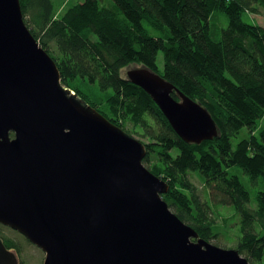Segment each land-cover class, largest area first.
Segmentation results:
<instances>
[{
    "label": "water",
    "instance_id": "1",
    "mask_svg": "<svg viewBox=\"0 0 264 264\" xmlns=\"http://www.w3.org/2000/svg\"><path fill=\"white\" fill-rule=\"evenodd\" d=\"M128 77L186 142L219 135L210 111L156 71L140 65ZM146 155L142 141L62 85L21 0H0V223L42 249L43 264H250L170 209V185ZM0 264H20L1 236Z\"/></svg>",
    "mask_w": 264,
    "mask_h": 264
},
{
    "label": "trees",
    "instance_id": "2",
    "mask_svg": "<svg viewBox=\"0 0 264 264\" xmlns=\"http://www.w3.org/2000/svg\"><path fill=\"white\" fill-rule=\"evenodd\" d=\"M21 6L30 31L56 60L62 85L129 135L126 122L142 127L150 140L143 142L144 162L157 152L165 164L155 173L170 185L163 198L172 211L203 238L215 237L216 217L189 177L199 173L212 199L240 217V252L264 261V28L247 20L264 0H85L61 15L54 0H21ZM129 64L156 71L201 103L219 135L199 144L183 140L152 97L122 74ZM76 78L112 91L91 103L72 88ZM234 168L260 188L254 199ZM0 236L23 256L21 243Z\"/></svg>",
    "mask_w": 264,
    "mask_h": 264
},
{
    "label": "rangeland",
    "instance_id": "3",
    "mask_svg": "<svg viewBox=\"0 0 264 264\" xmlns=\"http://www.w3.org/2000/svg\"><path fill=\"white\" fill-rule=\"evenodd\" d=\"M54 1L57 5V9H58L57 15H61L63 12H65L64 10H66L71 5H75L77 3L80 4V3L84 2L85 0H54ZM257 10H258L257 12L248 11L247 12L248 18L247 17L246 18L250 22L264 28V7H262V6L258 7ZM158 61L160 64H162L161 55L159 56ZM137 66H140V64H129V65H127L126 67H124L122 69V74L124 76H126L127 79H129V77H128L129 69L137 67ZM71 85H72V88L77 89L85 97V99H87L88 101H90L91 103H94V104H97L94 101H100L101 102L102 100H104L107 97V95L112 91L111 89L101 90L95 84L87 83L86 81L80 80L78 78H76L71 83ZM76 93H78V92H76ZM148 121L152 122V120L150 118H148ZM125 128L136 139H138L144 143H148L150 141L147 137L143 136L142 127L135 126L131 121L125 123ZM257 132H256V134H257ZM247 133H248L247 129L240 131L237 134V136L235 138H233L234 145H236L238 143V141L241 140L244 135H247ZM170 153L173 156H176L178 154V150L172 149L170 151ZM144 164L146 167H149V169L154 173L156 171L162 172V168L165 166V164L161 161L160 156L157 152L151 153L149 155L148 160L146 162H144ZM232 172L236 173L237 175H239L241 177L242 180L246 181V184L249 187L248 189L251 192V196L254 199L256 194L260 190V188L252 186L249 183V181H250L249 178L240 169L234 168L232 170ZM159 176H161L163 178V174H160ZM189 177H190L191 181L195 184L196 190L199 193L201 199L204 202H207L210 204V207L212 208V211L214 213L213 216L216 217V220H217V223L212 227V232L215 234V237H212L209 239L206 238V239L208 241L215 243V244H218L222 247L234 248V249L239 250L238 249V243L242 237V232L240 229V217L236 214L234 207L231 205H223V204L216 203L212 199L210 190L205 185L204 179L202 178V176L199 173L191 172V173H189ZM253 205L256 206V202H253ZM170 209L172 210V208H170ZM0 232L2 235L14 238L19 243H21L20 246L22 247V250H23V256L21 257V255L17 254L20 264H21V260H23L24 264H43L44 259H45V252L42 249H40L38 246L29 242L26 238H24L23 235L14 231L11 227L0 225ZM13 251H15V250H13ZM239 253L243 257H246L249 260L250 264H264V261L250 260L249 257L247 255L241 253L240 250H239Z\"/></svg>",
    "mask_w": 264,
    "mask_h": 264
},
{
    "label": "flooded vegetation",
    "instance_id": "4",
    "mask_svg": "<svg viewBox=\"0 0 264 264\" xmlns=\"http://www.w3.org/2000/svg\"><path fill=\"white\" fill-rule=\"evenodd\" d=\"M4 226H7V227H10V226H8V225H4ZM12 228V227H11ZM13 229V228H12ZM14 231H16V232H18L19 234H21V235H23L21 232H19L18 230H15V229H13ZM24 236V235H23ZM25 237V236H24ZM26 238V237H25ZM27 239V238H26ZM28 240V239H27ZM29 241V240H28ZM30 242V241H29Z\"/></svg>",
    "mask_w": 264,
    "mask_h": 264
}]
</instances>
